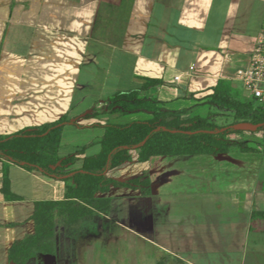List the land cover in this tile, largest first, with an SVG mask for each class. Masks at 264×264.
<instances>
[{"label":"crops","instance_id":"0c3cea01","mask_svg":"<svg viewBox=\"0 0 264 264\" xmlns=\"http://www.w3.org/2000/svg\"><path fill=\"white\" fill-rule=\"evenodd\" d=\"M263 25L264 0H0V134L66 116L58 154H75L67 170L79 169L100 151L106 123L146 113L83 112L153 78L162 82L147 96L205 115L219 79L243 87ZM254 147L147 161L132 150L119 173L148 172L150 195L111 190L108 212L55 224L54 253L27 264H264V219L252 217L264 210V148ZM9 178L22 198L0 194V264L11 241L33 230V201L65 194L64 181L19 164Z\"/></svg>","mask_w":264,"mask_h":264},{"label":"trees","instance_id":"16d2710c","mask_svg":"<svg viewBox=\"0 0 264 264\" xmlns=\"http://www.w3.org/2000/svg\"><path fill=\"white\" fill-rule=\"evenodd\" d=\"M161 82L147 78L141 87L116 91L101 100L100 105L95 104L81 114L89 117L146 112L150 116L127 123H106L100 138V151L85 157L79 169L67 170V166L75 162V154L65 158L58 154L62 130L69 121L66 116L14 133L0 134V194L5 199L22 198L10 189L11 163L41 171L65 184L62 199L33 201L29 218L34 228L24 237L11 241L6 250L8 264H27L38 252L54 253L55 224L73 228L92 220L97 213L108 212L111 202L108 193L113 189H139L141 195H150L148 172L128 177L119 173L121 167L132 163V150H138L139 161L158 155L218 154L232 147L256 151L248 141L229 137L244 131L232 127L233 124L264 123V107L252 97L244 98L236 88V81L218 80L206 101L205 115L190 113L189 108L170 109L146 95L151 86ZM257 130H264V124ZM262 146L264 148V143ZM252 217L264 219V210L253 211Z\"/></svg>","mask_w":264,"mask_h":264},{"label":"built area","instance_id":"2783aa9c","mask_svg":"<svg viewBox=\"0 0 264 264\" xmlns=\"http://www.w3.org/2000/svg\"><path fill=\"white\" fill-rule=\"evenodd\" d=\"M240 77L249 97L264 107V25L255 39L250 66Z\"/></svg>","mask_w":264,"mask_h":264},{"label":"rangeland","instance_id":"374dc122","mask_svg":"<svg viewBox=\"0 0 264 264\" xmlns=\"http://www.w3.org/2000/svg\"><path fill=\"white\" fill-rule=\"evenodd\" d=\"M236 88L244 98H249L248 92L242 87V85L239 82H236ZM203 112H205L206 114L207 109L203 110ZM148 117L149 116L146 113H138L135 119H147ZM231 136L239 140L247 139L248 141L252 142L254 146H259L261 148L263 147L262 143H264V130H257V129L254 131L244 130L242 132L232 133ZM20 183L22 182L20 181ZM82 260H83V264H90V260L86 259L85 257H83Z\"/></svg>","mask_w":264,"mask_h":264},{"label":"water","instance_id":"95a60500","mask_svg":"<svg viewBox=\"0 0 264 264\" xmlns=\"http://www.w3.org/2000/svg\"><path fill=\"white\" fill-rule=\"evenodd\" d=\"M264 123H256V124H233L232 127L236 128V129H241V130H248V131H254L256 130L258 127L262 126ZM226 127H224L223 129H225Z\"/></svg>","mask_w":264,"mask_h":264}]
</instances>
